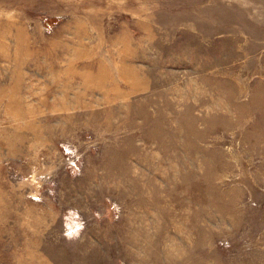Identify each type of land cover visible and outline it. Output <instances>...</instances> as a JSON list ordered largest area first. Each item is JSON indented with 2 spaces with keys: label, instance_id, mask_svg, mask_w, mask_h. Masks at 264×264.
I'll return each instance as SVG.
<instances>
[{
  "label": "rangeland",
  "instance_id": "1",
  "mask_svg": "<svg viewBox=\"0 0 264 264\" xmlns=\"http://www.w3.org/2000/svg\"><path fill=\"white\" fill-rule=\"evenodd\" d=\"M0 264H264V0H0Z\"/></svg>",
  "mask_w": 264,
  "mask_h": 264
},
{
  "label": "bare ground",
  "instance_id": "2",
  "mask_svg": "<svg viewBox=\"0 0 264 264\" xmlns=\"http://www.w3.org/2000/svg\"><path fill=\"white\" fill-rule=\"evenodd\" d=\"M241 118H243V117H241Z\"/></svg>",
  "mask_w": 264,
  "mask_h": 264
}]
</instances>
